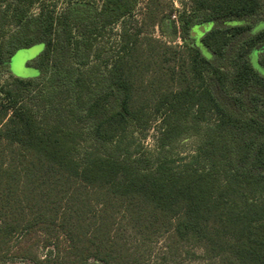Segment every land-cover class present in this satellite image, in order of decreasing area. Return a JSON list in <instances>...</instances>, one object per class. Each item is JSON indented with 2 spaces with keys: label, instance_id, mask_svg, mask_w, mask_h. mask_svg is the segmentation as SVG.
I'll use <instances>...</instances> for the list:
<instances>
[{
  "label": "trees",
  "instance_id": "16d2710c",
  "mask_svg": "<svg viewBox=\"0 0 264 264\" xmlns=\"http://www.w3.org/2000/svg\"><path fill=\"white\" fill-rule=\"evenodd\" d=\"M75 1L0 0V65L44 45L38 77L9 68L0 87V264H149L160 237L202 264H264V0H192L182 45L125 30L111 55L99 43L138 0ZM165 7L149 0L144 24ZM154 113L155 156L126 141ZM209 113L197 155H168Z\"/></svg>",
  "mask_w": 264,
  "mask_h": 264
},
{
  "label": "rangeland",
  "instance_id": "374dc122",
  "mask_svg": "<svg viewBox=\"0 0 264 264\" xmlns=\"http://www.w3.org/2000/svg\"><path fill=\"white\" fill-rule=\"evenodd\" d=\"M44 1L47 3H56L57 11L59 12L69 7L68 0ZM101 1L102 0H76L71 7H77V12H80L82 15L87 13L93 15L95 9L94 5L101 3ZM148 1L149 0H138L136 10L132 16L126 18L122 23L115 26L113 30H109L101 39L99 46L106 47V55H111L112 52H109L110 46H117L119 35L125 30L129 33H134L135 31L140 30L141 38L149 36L173 46L183 44L182 39L175 36L174 26H179V16L181 12L187 10L189 13H193L192 0H165V10L160 14L161 20L159 24L155 26L144 24ZM41 7V4H36L32 7L31 15L33 19H36L40 13ZM86 9H89V11H86ZM34 26L35 23H33V27ZM211 27V23H205L194 27L193 33L197 38H200L201 35ZM262 28H264V21L259 23L255 27V30L257 31ZM9 29L10 32H8L5 39L6 43L10 40L12 32L16 30L13 26ZM43 49V44H36L30 48L17 51L12 57L10 63L12 74L20 78L38 77L40 75V68L36 64V59ZM256 54L257 52L255 51L253 53L254 59ZM255 66L257 67L256 62ZM9 68L10 66L6 68L5 66L0 65V87L9 75L7 73V69ZM215 122V114L209 113L205 121L199 124H192L191 129L188 132L169 146L167 154L176 161L197 155L205 131ZM161 128V117L159 114L154 113L147 124L131 128L126 141L130 142L133 147L141 145L150 155L155 156L159 153L157 149V139ZM132 243H135L134 239L132 240ZM149 247L146 248L149 264H202L204 260L203 248L193 242H185L181 245V248L178 251L174 249L167 253L164 237H160ZM39 253L40 255H43L44 250L40 249Z\"/></svg>",
  "mask_w": 264,
  "mask_h": 264
},
{
  "label": "flooded vegetation",
  "instance_id": "af4514ba",
  "mask_svg": "<svg viewBox=\"0 0 264 264\" xmlns=\"http://www.w3.org/2000/svg\"><path fill=\"white\" fill-rule=\"evenodd\" d=\"M11 63V62H10ZM9 66H10V70H11V64H9Z\"/></svg>",
  "mask_w": 264,
  "mask_h": 264
}]
</instances>
